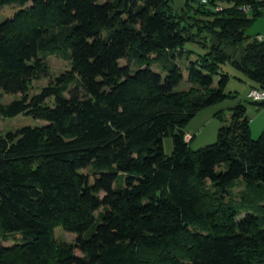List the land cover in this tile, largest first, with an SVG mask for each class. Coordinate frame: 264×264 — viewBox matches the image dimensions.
Listing matches in <instances>:
<instances>
[{
  "label": "trees",
  "instance_id": "16d2710c",
  "mask_svg": "<svg viewBox=\"0 0 264 264\" xmlns=\"http://www.w3.org/2000/svg\"><path fill=\"white\" fill-rule=\"evenodd\" d=\"M172 1L0 0L19 7L0 22V117L46 122L0 133V239L20 237L0 264H264V129L253 140L236 105L215 143L185 140L199 111L234 98L222 65L264 90V39L246 35L262 2ZM187 44L203 51L175 91ZM50 56L70 69L30 95Z\"/></svg>",
  "mask_w": 264,
  "mask_h": 264
},
{
  "label": "rangeland",
  "instance_id": "374dc122",
  "mask_svg": "<svg viewBox=\"0 0 264 264\" xmlns=\"http://www.w3.org/2000/svg\"><path fill=\"white\" fill-rule=\"evenodd\" d=\"M184 4V0H173L172 6L174 10L178 11ZM31 2L27 5L30 6ZM223 6V5H222ZM19 10L16 5H4L0 8V22L13 17V15ZM246 35L251 39L254 37L264 38V17L256 19L252 25L246 31ZM186 51H191V53H186V55H177L176 64L181 68L183 79L178 86L175 87V91H187L191 88L188 83V73L187 66L190 61H193L197 54H200L203 50L200 46L196 44H187L184 48ZM50 77L43 78L33 83L32 89L30 90V95H34L40 92V90L47 86L51 79L64 73L70 69L68 62L63 61L55 56H50L47 59ZM128 61H120L121 65H125ZM131 65L132 71L137 68ZM152 70L159 72V68L156 65H152ZM220 73L229 76V82L225 87V93H231L234 98L226 99L220 103L209 106L205 109L199 111L187 124L185 128L187 142L190 140L189 147L191 150L196 151L204 148L208 145L215 143L217 138L218 129L221 126L227 125L231 112L230 109L236 105H243L246 108V116L250 123V135L253 140H256L262 133L264 129V109L257 108L252 105L250 100L247 99V93L251 88H254V83L248 81L242 73L234 69L229 64L222 65L219 70ZM218 78L214 79V85L217 87ZM19 98V95H7L5 94L1 100L2 104H9L13 100ZM221 117V119L218 118ZM46 125L45 121L35 120L31 117L24 115H18L14 118L4 119L0 117V133L5 135L8 132H14L22 127H42ZM172 140L170 137L164 138L163 140V150L165 155L169 156L172 153ZM82 174L90 178V183H92V171L90 168L82 170ZM119 185L123 186V183L119 182ZM244 190L243 185L239 182L235 188L231 191L232 201L238 203L240 200V195ZM103 196V194L101 195ZM228 196L226 197V200ZM99 212V211H98ZM97 212V213H98ZM245 215V211L241 213V216ZM55 239L57 241H62L66 243H73L75 237L70 233L64 232L61 228L55 229ZM18 235L8 236V240L0 239V246L7 247L11 246L13 242L18 240ZM79 255V254H78Z\"/></svg>",
  "mask_w": 264,
  "mask_h": 264
},
{
  "label": "built area",
  "instance_id": "2783aa9c",
  "mask_svg": "<svg viewBox=\"0 0 264 264\" xmlns=\"http://www.w3.org/2000/svg\"><path fill=\"white\" fill-rule=\"evenodd\" d=\"M203 3L206 2V0H202ZM262 6L261 10L264 12V0H261ZM244 12H248L249 8H243ZM264 38L258 37V40H263ZM247 99L250 100L251 102H261L264 101V90L256 89V88H251L248 93H247Z\"/></svg>",
  "mask_w": 264,
  "mask_h": 264
},
{
  "label": "crops",
  "instance_id": "0c3cea01",
  "mask_svg": "<svg viewBox=\"0 0 264 264\" xmlns=\"http://www.w3.org/2000/svg\"><path fill=\"white\" fill-rule=\"evenodd\" d=\"M185 140L187 141L188 139H186V137H185Z\"/></svg>",
  "mask_w": 264,
  "mask_h": 264
}]
</instances>
